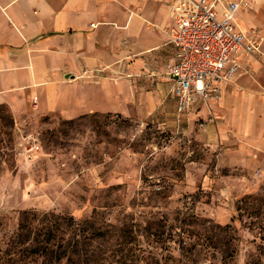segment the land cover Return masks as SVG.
Wrapping results in <instances>:
<instances>
[{
	"label": "rangeland",
	"instance_id": "1",
	"mask_svg": "<svg viewBox=\"0 0 264 264\" xmlns=\"http://www.w3.org/2000/svg\"><path fill=\"white\" fill-rule=\"evenodd\" d=\"M261 49L184 113L164 59L149 114L0 105V264H264Z\"/></svg>",
	"mask_w": 264,
	"mask_h": 264
},
{
	"label": "crops",
	"instance_id": "2",
	"mask_svg": "<svg viewBox=\"0 0 264 264\" xmlns=\"http://www.w3.org/2000/svg\"><path fill=\"white\" fill-rule=\"evenodd\" d=\"M254 9L239 14L243 30L264 27V0ZM172 24L161 0H0V105L18 111L36 97L43 113L66 118L149 114L167 92L158 75H137L173 59Z\"/></svg>",
	"mask_w": 264,
	"mask_h": 264
},
{
	"label": "built area",
	"instance_id": "3",
	"mask_svg": "<svg viewBox=\"0 0 264 264\" xmlns=\"http://www.w3.org/2000/svg\"><path fill=\"white\" fill-rule=\"evenodd\" d=\"M161 1L170 2L171 7L173 24L167 35L174 58L165 65V76L172 84L178 111L221 99L244 60L262 53L264 35L258 29L243 30L237 20L241 11L254 9V0Z\"/></svg>",
	"mask_w": 264,
	"mask_h": 264
}]
</instances>
